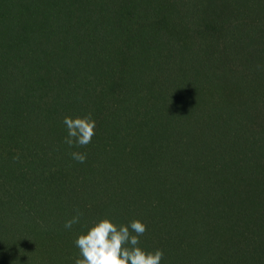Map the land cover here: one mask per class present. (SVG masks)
Wrapping results in <instances>:
<instances>
[{"label": "trees", "instance_id": "trees-1", "mask_svg": "<svg viewBox=\"0 0 264 264\" xmlns=\"http://www.w3.org/2000/svg\"><path fill=\"white\" fill-rule=\"evenodd\" d=\"M105 216L161 264H264V0H0V264H74Z\"/></svg>", "mask_w": 264, "mask_h": 264}, {"label": "clouds", "instance_id": "clouds-1", "mask_svg": "<svg viewBox=\"0 0 264 264\" xmlns=\"http://www.w3.org/2000/svg\"><path fill=\"white\" fill-rule=\"evenodd\" d=\"M63 123L67 128L64 142L69 147H85L91 143L96 128L91 113L75 118L65 116ZM70 155L79 163L86 162L85 153L71 152ZM76 213L65 222L66 229L79 223L83 214L78 209ZM146 231V224L139 219H133L128 224H116L107 216L97 219L74 240L78 249L74 264H161L164 257L162 250L149 251L140 247V237Z\"/></svg>", "mask_w": 264, "mask_h": 264}]
</instances>
